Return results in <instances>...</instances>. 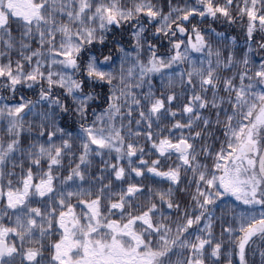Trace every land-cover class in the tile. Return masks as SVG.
Returning a JSON list of instances; mask_svg holds the SVG:
<instances>
[{
	"label": "snow or ice",
	"instance_id": "snow-or-ice-1",
	"mask_svg": "<svg viewBox=\"0 0 264 264\" xmlns=\"http://www.w3.org/2000/svg\"><path fill=\"white\" fill-rule=\"evenodd\" d=\"M0 264H264V0H0Z\"/></svg>",
	"mask_w": 264,
	"mask_h": 264
}]
</instances>
